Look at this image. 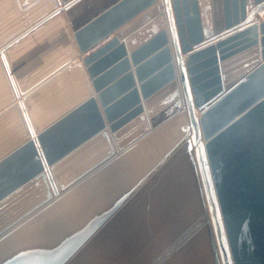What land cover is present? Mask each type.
<instances>
[{
    "label": "water",
    "instance_id": "1",
    "mask_svg": "<svg viewBox=\"0 0 264 264\" xmlns=\"http://www.w3.org/2000/svg\"><path fill=\"white\" fill-rule=\"evenodd\" d=\"M262 8L0 0V264H264Z\"/></svg>",
    "mask_w": 264,
    "mask_h": 264
},
{
    "label": "built area",
    "instance_id": "2",
    "mask_svg": "<svg viewBox=\"0 0 264 264\" xmlns=\"http://www.w3.org/2000/svg\"><path fill=\"white\" fill-rule=\"evenodd\" d=\"M248 8H247V12H248ZM256 20H264V8H262L261 10H259L255 15H254Z\"/></svg>",
    "mask_w": 264,
    "mask_h": 264
},
{
    "label": "bare ground",
    "instance_id": "3",
    "mask_svg": "<svg viewBox=\"0 0 264 264\" xmlns=\"http://www.w3.org/2000/svg\"><path fill=\"white\" fill-rule=\"evenodd\" d=\"M249 12V11H248ZM197 114H199V113H197Z\"/></svg>",
    "mask_w": 264,
    "mask_h": 264
}]
</instances>
